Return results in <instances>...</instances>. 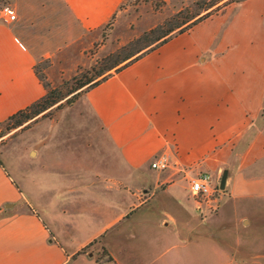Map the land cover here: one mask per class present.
<instances>
[{
    "label": "crops",
    "instance_id": "1",
    "mask_svg": "<svg viewBox=\"0 0 264 264\" xmlns=\"http://www.w3.org/2000/svg\"><path fill=\"white\" fill-rule=\"evenodd\" d=\"M122 2L14 0L17 20L0 23V123L45 95L35 71L38 62L51 50L68 47L104 26ZM166 38L109 69L113 72L83 95L104 137L105 167L122 170L120 177L111 170L104 175L97 164L89 165L99 169L90 174L115 186L109 188L118 195L113 205L122 210L108 225L92 224L88 231L91 224L80 223V215L57 218L47 205L39 211L0 167V264H98L92 256L75 254L117 223L122 225L107 241L114 258L110 264H177L176 257L152 256L155 242L128 238L133 230L144 238H161L169 223L135 204L130 224L127 210L139 192L148 199L154 196L147 186L170 180V199L187 197V178L214 176L229 163L263 107L264 0L231 4L162 40ZM161 155L173 167L168 174L149 167ZM263 158L264 136L257 133L240 156L233 181H228L230 198L264 196V174L257 175L264 171ZM131 184H136L132 196L123 190ZM64 194L70 206L80 196L72 190ZM81 231L85 234L79 240L76 233ZM188 243L176 241L170 248L185 252Z\"/></svg>",
    "mask_w": 264,
    "mask_h": 264
},
{
    "label": "rangeland",
    "instance_id": "2",
    "mask_svg": "<svg viewBox=\"0 0 264 264\" xmlns=\"http://www.w3.org/2000/svg\"><path fill=\"white\" fill-rule=\"evenodd\" d=\"M13 1L0 0V6L7 5L16 11ZM196 1L198 0H123L104 26L87 33L68 47L58 51L52 48L53 53L50 52L47 59L36 64V74L47 92L51 91L53 98L61 100L21 122L14 129L5 131V126L0 127V164L39 211L42 205H47V209L57 218L80 215L81 218L77 219L80 223L86 220L91 224L88 229L90 231L94 226L108 225L122 210V206L113 205L118 202V195H112L109 188L115 186L108 182L105 184L103 180H97L98 177L90 174L100 169L101 173L109 175L111 169L105 167V151L102 152L104 147L101 145L104 137L100 125L83 99L87 86L73 91L81 82L100 80L111 74L113 71L107 72L108 69L121 63L126 56L141 49H149L148 45L166 31L187 22L179 30L193 22L196 18L189 19L194 15L199 13L202 16L209 11L210 15L217 14L231 4L234 6L241 3L222 0L217 6L203 12L202 8L193 6ZM16 14L18 17L17 11ZM65 19L68 21L67 15ZM77 93V96L72 97ZM257 133L264 136V102L257 119L235 147L224 168L228 171L225 189L220 191L218 187L223 169L214 176L208 174L215 190L209 199L194 197L190 193L189 181L195 175L187 178V197L171 200L170 180L158 182L156 186H147L149 195L154 192V196L148 199L139 192L132 197L126 221L131 224L135 218L134 205L139 204V209L145 214H148L147 211L153 217L156 214L166 220L169 226L162 228L161 238L159 234H146L144 238L135 230L129 233L128 238L155 242L156 248L151 251L152 256L163 259L176 257L177 264H183V261L186 264H221L222 260L228 263L232 258H237L235 264H264V196L234 199L230 198L228 189V181H233L240 156ZM97 164L99 169L93 170L89 166L94 168ZM80 165L82 168H79ZM172 168L169 164L165 174ZM111 172V175L117 177L122 175V170ZM263 174L264 171L257 175L260 177ZM79 179L82 182H78ZM123 188L132 196L136 184L123 185ZM66 190L80 193V196H76L77 200L72 201L73 206L69 205V196L64 194ZM47 209L44 208L46 211ZM121 225L117 223L106 230L75 256L86 254L97 259L99 264L112 263L114 258L107 241ZM84 234L81 231L76 236L80 240ZM181 240L189 242L185 252L170 248L172 243Z\"/></svg>",
    "mask_w": 264,
    "mask_h": 264
},
{
    "label": "trees",
    "instance_id": "3",
    "mask_svg": "<svg viewBox=\"0 0 264 264\" xmlns=\"http://www.w3.org/2000/svg\"><path fill=\"white\" fill-rule=\"evenodd\" d=\"M220 1H222V0H198V1H196V2L194 3L193 6H194V7H199V9L202 8V11H203V12H206V11L210 10L211 8L217 6V5L219 4ZM229 1L242 2V1H244V0H229ZM216 8H218V7H216ZM210 12H211V11L207 12L206 14H204V15H202V16H200L201 14H199V13L196 14V15H194L193 17H191V18L189 19V21L192 20V19H194V18H196V19H195L193 22L187 24L185 27H182L181 29H179V30H178V33H181V32H183V31H185L186 29L190 28V27L193 26L194 24H196V23L200 22L201 20L207 18V17L210 15ZM199 16H200V17H199ZM189 21H188V22H189ZM186 23H187V22L183 23L182 25L177 26V27L174 28V29L171 28L170 30L166 31L161 37L157 38L156 41H154V42H156V43L158 42V43H157L154 47H152V48H155V47H157L158 45L163 44L168 38L163 39V40H162V38H165V37L168 36L170 33H172L173 31L177 30L178 28H180L181 26H183V25L186 24ZM154 42H153L152 44H154ZM152 44H150V45H152ZM150 45H148V46H150ZM148 46H147V47H148ZM152 48H150V49H148V50H151ZM148 50H147V51H148ZM139 51H140V50H139ZM130 56H131V55L126 56V57L124 58L123 61L129 59ZM135 59H136V58H135ZM116 65H117V64H116ZM116 65H114V66H116ZM114 66H113V67H114ZM110 69H111V68H110ZM108 70H109V69H108ZM118 70H119V69H116V71H118ZM104 78H105V77H103L102 79H104ZM93 81H94V79H91V80H87V81H84V82L79 83L78 86L75 88V90H74L73 92H76V91L82 89V88L85 87V86H87V87H86V91H87L88 89H90V88H92L93 86H95L96 84H98L101 80H98V81H96V82H93ZM45 90H46V88H45ZM73 92H70V93H73ZM77 95H78V93L75 94V95L72 96V97H75V96H77ZM59 100H61V99L53 98V97H52V92H51V91L47 92V90H46V93H45V95H44L42 98H40L38 101L34 102L33 104H31V105L28 106L27 108H25V109H23V110H20V111H18L17 113H15V114L9 116L6 120H4L2 123H0V127H1V126H5V128H4L5 131L8 130V129H9V130H10V129H14V128L18 127V126L21 124V122H23V121H25V120H29L32 116H34V115H38L40 112H42V111H44V110H46V109L52 107V106H53L54 104H56ZM67 100H68V99H67ZM0 167H2L1 164H0ZM96 261H97V263L99 264V261H98L97 259H96Z\"/></svg>",
    "mask_w": 264,
    "mask_h": 264
},
{
    "label": "built area",
    "instance_id": "4",
    "mask_svg": "<svg viewBox=\"0 0 264 264\" xmlns=\"http://www.w3.org/2000/svg\"><path fill=\"white\" fill-rule=\"evenodd\" d=\"M17 20L16 11L7 5L0 6V23L9 25ZM153 170L165 171L169 168V162L165 155H161L150 163ZM189 191L194 197L209 199L215 193L211 177L208 174H200L189 181Z\"/></svg>",
    "mask_w": 264,
    "mask_h": 264
},
{
    "label": "water",
    "instance_id": "5",
    "mask_svg": "<svg viewBox=\"0 0 264 264\" xmlns=\"http://www.w3.org/2000/svg\"><path fill=\"white\" fill-rule=\"evenodd\" d=\"M227 177H228V171L225 169L223 170L222 175L220 177V182L218 186L220 191H223L225 189Z\"/></svg>",
    "mask_w": 264,
    "mask_h": 264
}]
</instances>
